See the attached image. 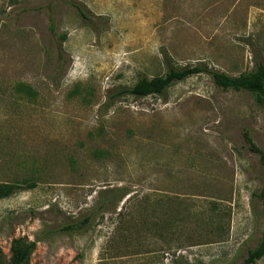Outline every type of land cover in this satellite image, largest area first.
Here are the masks:
<instances>
[{"label": "rangeland", "instance_id": "rangeland-1", "mask_svg": "<svg viewBox=\"0 0 264 264\" xmlns=\"http://www.w3.org/2000/svg\"><path fill=\"white\" fill-rule=\"evenodd\" d=\"M258 61L264 0H0V183L21 187L0 198V263L27 239V264H241L264 231L255 95L205 73L121 91L168 63ZM117 188L85 231L58 230Z\"/></svg>", "mask_w": 264, "mask_h": 264}, {"label": "trees", "instance_id": "trees-1", "mask_svg": "<svg viewBox=\"0 0 264 264\" xmlns=\"http://www.w3.org/2000/svg\"><path fill=\"white\" fill-rule=\"evenodd\" d=\"M80 17L88 20L86 11L80 4L74 3ZM205 73L209 75L212 82L222 89L246 90L255 95L256 102L264 108V62L258 61L255 70L247 74L237 76L229 75L224 72L212 69L203 64L186 65L184 67H174L167 64V70L164 75L152 78L140 77L133 86L124 88L121 93L133 95L135 97H144L150 94L161 95L173 83L184 80L192 75ZM243 137L251 152L259 156V161L264 173V151L260 149L251 139L249 133L244 131ZM29 187V186H27ZM21 187L7 183H0V198L8 197ZM109 191L101 189L98 192L97 201L94 208L84 217L60 226L58 230L63 232H83L89 224L101 214H104L110 208H116L117 203L127 194L122 188H117L116 193L109 195ZM261 205L264 216V187L262 189ZM35 247L34 241L27 239H14L11 243V256L9 264H27L29 257ZM264 256V231L257 246L247 253L241 264H254ZM1 264V263H0Z\"/></svg>", "mask_w": 264, "mask_h": 264}]
</instances>
